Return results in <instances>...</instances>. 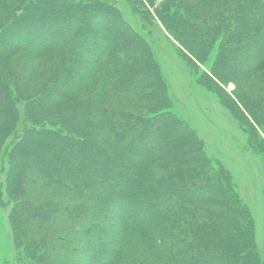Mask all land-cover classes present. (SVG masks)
I'll return each mask as SVG.
<instances>
[{
	"label": "trees",
	"instance_id": "16d2710c",
	"mask_svg": "<svg viewBox=\"0 0 264 264\" xmlns=\"http://www.w3.org/2000/svg\"><path fill=\"white\" fill-rule=\"evenodd\" d=\"M147 1L151 8L144 7L143 20L146 24L161 23L191 67L206 64L217 48L213 69L201 77L200 83L209 86L206 83L210 81L215 87L228 73L242 69L248 82L257 83L254 92L244 89L236 100L254 121L250 125L253 130L247 132L249 140L258 138L264 132V29L260 34L247 35L239 47L231 40L234 33L264 22V0H164L160 5L155 0ZM111 6L102 0H0V17L10 21L0 29V175L8 148L10 170L6 179L7 192L16 203L11 212L15 243L44 246L50 249L48 255L61 249L55 255H63L67 249L70 254L72 249L88 252L89 244L100 239L96 251H107L108 264H237L227 251L214 250L212 243L232 221L233 235L240 240L235 244L240 256L247 259V264H260L250 223H244L242 217L246 210L230 198L231 191L223 181L227 177L206 156L196 134L170 111L167 85L147 39L117 6ZM65 10L73 11L70 18L63 15ZM88 11L94 14L88 17ZM132 12H138L134 6ZM103 16L115 23V29L105 35L90 24ZM81 24L80 39L66 43L62 32L79 34ZM18 31L30 37L23 38ZM34 36L45 38L33 42ZM117 37L125 49L123 60L137 56L141 63L134 74L126 75V89L120 86L124 80L120 63L101 62L109 55L117 58L113 51ZM24 50L31 56L24 55ZM230 50H237L234 57ZM39 75L41 80L35 84L32 80ZM138 79L143 83L147 80L145 85L162 93L157 97L160 100L152 105L140 103L146 94L139 95ZM19 96L27 101L18 104ZM58 99L62 108L71 102V109L68 117L59 120L57 129H52L47 120L41 119L40 108L47 102L59 106ZM134 101L148 112H157L139 116L127 111L125 104ZM137 120L143 123L137 124ZM147 124H152L149 131L143 127ZM161 124L166 129L164 137H179L181 152L165 147L160 157L146 154L151 153V141L157 138L151 136L152 131ZM138 131L143 134L126 149V142ZM37 136L43 138L38 140L39 151L33 147ZM259 138V144L264 142ZM262 147L257 151L264 153V143ZM52 154H57L56 159ZM184 156L194 161L192 169L183 165ZM122 158L136 171L120 167ZM25 163L31 169L28 166L23 171ZM189 170L199 174L202 181L193 183L192 179L185 187L183 175L190 177ZM125 172L136 175L124 179ZM21 179L30 181L32 189ZM101 197L109 203L100 204ZM137 203L147 206V223L125 212L128 205L138 210ZM208 204L224 207L225 214ZM106 208L107 213L115 211L119 219L114 236L98 232ZM24 220L33 221L39 235L26 233ZM224 221L226 227L221 228ZM106 240L111 247H105Z\"/></svg>",
	"mask_w": 264,
	"mask_h": 264
},
{
	"label": "rangeland",
	"instance_id": "374dc122",
	"mask_svg": "<svg viewBox=\"0 0 264 264\" xmlns=\"http://www.w3.org/2000/svg\"><path fill=\"white\" fill-rule=\"evenodd\" d=\"M102 2L104 5H107V7L110 8L112 7L111 5L117 6L118 11L122 13V15L128 19L133 27L147 39L153 55L161 68L163 78L165 79L167 85L168 96L170 99V111L180 120L182 124L186 125L196 134L198 139L201 141L206 156L213 161L215 168L217 167V169H221L223 171L222 175L227 177L224 178L223 181L231 191L229 196L231 199L233 198L236 202L243 206L246 210V216L242 215V217L244 218V223H248L247 221L250 223L249 227L252 229L253 242L255 245L254 248L257 252V260L260 262V264H264V153L257 151L258 149H263L262 146L264 142L262 141V143H260L262 146H260L258 142L261 140L259 137L264 138V132L262 131V133H259L258 138L251 137L249 140L247 132L251 133L253 130L250 125L254 124V121L248 115H246L247 113L244 112V109L237 104L238 101L236 100L237 94L244 89L254 92L253 86H256L257 83H252L253 80L248 82V77L244 74V69L239 71V73H228L225 78H221L223 82L217 84L215 83V85H217L215 87L210 81L206 83L209 84V86L204 85L202 82L200 83L201 77H203L205 73L211 72L213 69L218 52L217 48L213 51L210 60L206 64L191 67L190 64L181 57L177 43L172 39V37L169 36L161 23L156 21L153 24H146V22L143 20L142 16L144 15H142V12L144 11V7L147 9L151 8L148 6L149 3L147 0H102ZM155 2L156 5H160L164 2V0H155ZM133 6L138 12H132ZM72 12L73 11L65 10L63 15L70 18ZM150 13L153 14L152 17L154 19L155 16L153 11L151 10ZM93 14L94 13L92 11H88V17L92 16ZM149 19L152 20L150 17ZM6 22L10 21H5L3 17H0V29ZM55 23L56 26H54V28H59L57 20ZM183 23L185 24V22ZM90 24L92 26H96V30L104 35L111 33V31L115 29V23L109 21L105 16L94 22H91ZM81 26L82 24L78 26L79 34L76 35H72L73 33L62 32L64 41L66 43L78 41L82 34ZM263 29L264 22L262 24L256 25L254 29L247 27L234 33L231 43H236V45L239 47V44L245 40L247 35L260 34ZM19 33L23 35H21L23 38L27 39L30 37L25 31ZM34 37L36 39L33 40V42L36 40L40 41L41 39L43 40L45 38V36L44 38H39L36 36ZM98 38L99 37H96L95 40L98 41ZM28 42H30V45H37L31 41ZM113 51L117 52V58L115 56L112 57L109 55L105 59H101V62L104 65H108L111 62L120 63V75L121 78L125 80V82L123 80V85L121 83L120 86L122 89H126L127 84H129L128 81L126 83V75L131 73L134 74L138 70L141 64L140 60L139 58H136L137 56L123 60L126 54L120 37L115 39ZM236 51L237 50H230V56L234 57ZM23 54L31 56V53L26 52L25 50ZM37 60L38 59H36L35 62L33 60L31 64L36 63ZM120 75H116L117 82V77L119 78ZM40 76L41 75L32 81H34L36 84V81L41 80ZM146 82L147 80L145 83H143L139 79L136 81V84L139 83L141 85L139 95L144 92L146 94V96L140 98L139 102L152 105L155 104L156 101L160 100V98L157 97L162 95V93L154 89L151 90L150 86L145 85ZM259 85H261V83H259ZM61 88L63 89L64 87L62 86ZM30 96L31 95H28V97ZM24 101H27V99H25L24 96H19L16 102L20 104ZM60 101V99L56 100V102L59 103V106L52 104L53 102H47L48 104H46V106L40 108V111H43V113L40 114L41 119L44 121L47 120L49 123V128L57 129L56 127L58 126L59 120L63 119L64 117H68L70 114L71 102H66V104H64L65 108H62L60 106ZM249 105L251 104L249 103ZM125 106L127 111L130 110L129 112L139 116L152 115L157 112L156 110L151 112L146 111L143 108L145 106H139L137 101L125 104ZM47 111H49L50 114H48ZM236 117L237 120L235 119ZM93 118L97 120L98 117L94 116ZM95 119L93 120L95 121ZM238 120L241 121V124ZM158 122H154L152 124L157 125ZM136 123L140 124L143 122L141 120H137ZM161 125V127H157L152 131L153 135L151 136H156L157 138L155 139V142L151 141V143H154L151 153L145 151L149 156L160 157L159 154H162L161 151L165 147L168 150L176 149L180 151L181 144L179 142V137H164V135H166V129L163 124ZM37 127L42 128L40 125ZM143 127H145V129L148 131L150 129L148 124ZM262 129L264 130V128ZM74 132H78V130L75 129ZM141 134H143V131L142 133H139L138 131L137 135L132 140L127 141L125 146L126 149L133 147L137 143L138 136H141ZM78 136L81 137L82 134L79 133ZM40 139L43 138L37 136L35 143H33V147H35L38 151L41 148L39 146L40 141L38 142ZM8 150V148L4 150V156L2 154L4 157V166L0 175V264H108L110 262V257L106 254L107 251H96L98 248L97 243L99 244L100 239L95 240L93 244L88 243L91 247L88 252H82V250H80L78 253V250L72 249V253L70 254L67 249L66 251L63 250V255H55V252H61V249H54V254L48 255L50 253V249L46 247L44 249V246H31L27 245L26 243L20 244V246H18L15 243L11 228V212L14 210L16 203L15 198L13 199L10 197L7 192L8 182L6 179V176L9 174L10 170L9 160L6 156ZM56 157L57 154H52L53 160L56 159ZM185 157L186 156L183 158V162H185L183 165H185V167H189L187 169H192L191 167L194 166V161H188ZM118 165L124 169H131L132 172L136 171L135 166H132L123 158ZM28 166L29 164L25 163L23 171ZM29 169H31L30 166ZM188 173L190 177L183 175V184L185 187L188 186L186 184L192 181V179H194L193 183H200V181H202L199 174L194 175L190 172V170ZM116 174L117 173L114 172V175ZM135 175L136 173L125 172V176H122L124 179H131ZM25 180L26 181H22L32 189L31 182L27 179ZM227 187L225 189H227ZM23 194H26V191H24ZM27 194L30 195L28 192ZM132 194H134V191H132ZM132 194L129 196L132 197ZM214 197L218 199L217 192L214 193ZM17 199L19 198L17 197ZM21 199H24L23 196L20 197V200ZM104 202L106 203L108 201L101 197L99 199V203L104 205ZM137 204L140 207L138 210H131L129 209L131 207L128 205V211L125 212L128 213V217H136L142 223H147L150 221V219L144 218V211L145 209H148L147 206L145 204ZM208 207L212 208L216 212L225 214L224 207L222 208L213 204H208ZM107 208L106 211H104L106 214H104V219L101 227L98 228V232L102 235L108 233L109 235L114 236L116 228L119 225V219L115 216V211L107 213ZM116 210H118V208ZM226 221L223 222V226H221V228L226 227L224 226ZM33 223L34 222L30 220L22 221V225L27 228L26 233L30 235L34 233L39 235L40 232L35 231ZM248 225L249 224H247V226ZM232 227L233 224L231 221L228 224L229 229L225 228L221 234V237H218L215 242H212L215 244L213 248H215L214 250H218L217 252L224 253V251H227L228 256L231 257L230 260L237 262V264H247V259H244L240 256V251L238 250L237 245H235L240 240L238 235H233ZM234 236L236 239H234ZM214 238L215 236H213V239ZM103 244L107 248L112 246L110 240H106ZM248 250H244V253H249Z\"/></svg>",
	"mask_w": 264,
	"mask_h": 264
}]
</instances>
